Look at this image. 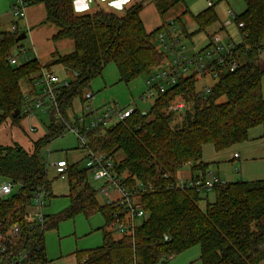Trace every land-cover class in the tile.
Returning a JSON list of instances; mask_svg holds the SVG:
<instances>
[{
	"label": "trees",
	"instance_id": "obj_1",
	"mask_svg": "<svg viewBox=\"0 0 264 264\" xmlns=\"http://www.w3.org/2000/svg\"><path fill=\"white\" fill-rule=\"evenodd\" d=\"M153 1L163 16L175 3L184 0ZM243 1L245 10L235 18L237 25L243 23L239 28L241 42L235 45L239 66L235 71L220 72L209 93L197 89L195 75L183 77L160 93L146 114L137 108L122 121L84 130L89 149L110 157L114 171L119 176L127 175L125 183L129 188L139 182L154 189L143 191L138 187L147 217L132 234L115 239L106 228L114 229V218L120 214L121 206L100 204L97 198L103 184H93L89 168L69 163L65 176L69 181L70 204L61 213L62 217L101 213L105 222L103 244L76 251V264L168 263L197 245L202 264L264 261V179L225 182L214 188L215 199L206 208L201 207L204 195L194 189L176 187L177 173L187 164H191L193 174L207 172L209 163L203 160L205 145L211 144L221 151L248 140L252 128L264 127V65L260 59L264 51V0ZM33 2L43 3L45 21L58 26L52 37L54 42L74 40L72 52L53 54L54 64L79 74L60 98L62 112L70 122L75 115V101L80 100L84 105L85 90L108 64L116 65L119 82L127 84L162 61L154 41L162 26L151 32L146 30L141 17L142 4L133 5L125 15L119 16L102 10L77 14L74 0ZM188 12L195 22L194 28L181 24L183 30H190V37L207 35V30L219 20L214 7L195 15ZM15 43L16 37L0 31V124L8 119L16 122L24 115L22 111L17 117L12 114L23 109L24 93L41 68H50L37 58L19 66L11 65L8 55ZM222 97L227 100L218 102ZM178 100L188 104L181 114L169 109ZM52 118L49 136L35 143L34 153L21 146L0 145V177L11 179L21 187L18 193L0 200L3 227L21 218L22 206L33 189L44 186L51 194L47 166L38 151L64 133L63 124ZM119 152L124 154L122 158L117 156ZM41 240L46 255L44 235Z\"/></svg>",
	"mask_w": 264,
	"mask_h": 264
},
{
	"label": "rangeland",
	"instance_id": "obj_2",
	"mask_svg": "<svg viewBox=\"0 0 264 264\" xmlns=\"http://www.w3.org/2000/svg\"><path fill=\"white\" fill-rule=\"evenodd\" d=\"M135 2L134 4L143 5L141 17L148 32L161 27L163 23H167L169 20L176 19L177 17H181L180 23H187L188 29H192L195 26V22L188 10L195 15L207 8L205 0H184L175 3L162 16L153 0H136ZM7 7L8 2L0 0V10L5 11ZM214 9L222 20L230 19L231 21V26L223 27L222 29V33L225 36L224 42L233 41L236 44L241 42L239 27L234 18L228 15V11L232 10L236 15H239L245 10L244 1L217 0ZM121 14L124 15L125 13ZM45 19L46 11L43 3L33 2L27 8L25 22L28 23L30 31L23 40V45L30 50L31 59L37 58L42 65H49V69H53L57 74L64 76L66 74L64 70L66 69L54 64L53 54L58 55L72 52L74 40L68 38L54 42L52 37L57 33L59 28L53 23L46 22ZM195 37L206 38V33L196 35ZM154 41L158 48L157 39H154ZM243 60L244 57L241 56V61ZM156 69L157 67H154L126 84L119 82L118 69L114 63H110L104 69L103 74L95 78L90 83V86L87 87L86 90H91L95 93L94 100L90 102L96 107L117 104L123 108L131 105L143 112H148L154 104L155 99L151 98L143 101L141 96L148 88L146 85L147 79ZM66 71L67 73L71 72ZM197 79V89L199 91H204L205 88L213 86L219 80L217 77L209 74L205 76L198 74ZM23 86L26 88L27 85L23 83ZM226 100V97H222L218 102H225ZM80 102V100H76L74 103V112L76 114H80L83 108ZM52 121L53 118L50 113H41L40 111H36L33 116L22 115L16 122L8 119L6 122L0 124V145L5 147L21 146L28 153H34L35 143L49 136V127ZM55 122L57 124L61 123L58 120ZM114 122L115 120L110 124ZM240 145L252 147L245 154L248 156V160H245V157L240 161L233 158L235 150L241 152L238 148ZM38 154L46 163L47 179L51 186V194L46 199V212L49 214V224H47V230L44 234L46 255L50 260H54V264H76V257L74 255L76 251L95 248L103 244L104 232L102 227L105 222L101 213H95L91 216L79 213L71 218L62 217L61 213L70 204V198L68 197L70 190L69 181L67 177L61 176L56 172L53 163L57 160L65 159L70 164L78 163L81 168H85L88 151L83 147L79 137L75 133L64 130L63 134L58 135L51 142L42 145ZM117 156L122 158L124 154L119 152ZM203 160L210 163L209 167L212 173L219 176L221 174L226 180L249 181L264 179V127L257 126L256 128H252L248 140L221 151L215 150L211 144L205 145ZM191 175V164H187L178 171L177 179H189ZM2 181L3 179L0 177V184ZM93 184L98 186L96 181ZM18 189V186H16L13 193L15 194ZM201 194L204 195L201 207L206 208L208 202L214 201L215 191L202 192ZM118 196L119 194L116 193L115 197ZM97 199L100 204H104L107 201V198L101 194H98ZM146 217L147 215L140 219L138 224ZM106 230L112 231V236L115 239L121 237V234L112 227L106 228ZM200 253V246H193L172 258L170 262L158 264H202L199 258ZM260 264H264V261Z\"/></svg>",
	"mask_w": 264,
	"mask_h": 264
},
{
	"label": "built area",
	"instance_id": "obj_3",
	"mask_svg": "<svg viewBox=\"0 0 264 264\" xmlns=\"http://www.w3.org/2000/svg\"><path fill=\"white\" fill-rule=\"evenodd\" d=\"M8 2L5 11L0 10V31L7 36L18 37L21 33L30 31L25 22L27 8L33 0H4ZM207 8L215 6L217 0H205ZM228 15L236 18V14L228 11ZM231 22L228 21L223 27ZM238 27H243L239 23ZM188 31L182 29V24L175 19L163 23L162 29L156 36L158 51L162 54L160 65L147 79V90L141 96L143 101L156 99L160 93H164L170 87L176 85L183 77L198 74H207L219 79L222 71H235L238 60L235 57V43L224 42L217 33L209 36L206 45L203 37H190ZM27 37V36H26ZM200 38V39H199ZM264 64V51L260 54ZM30 50L23 45V40L16 41L9 55L8 61L13 66H19L30 61ZM220 67H224L221 70ZM77 72H68L64 76L53 69L42 67L38 75L32 80L30 87L24 93V107L21 110L25 116H33L36 111L50 113L56 120L61 121L64 130L75 133L83 147L88 151L85 166L90 169L92 179L102 183L99 194L107 198L106 203L121 206L119 215H115L114 229L122 234H132L138 221L145 217L146 212L140 200V189L147 191L153 186H142L137 182L132 188L125 183L126 176H119L114 171L113 160L105 154L95 153L87 145L84 130L94 129L103 124H110L131 116L137 107L125 106L121 108L115 105L94 106L90 101L95 98L91 90L84 92V105L80 114L74 115L70 122L62 112L61 95L65 89L72 86L77 79ZM211 87L205 88L207 94ZM169 109L177 113H183L188 109L184 100H178L170 104ZM147 112H143L146 114ZM114 122V123H115ZM235 156H238L236 154ZM69 162L65 159L57 160L53 166L58 174L65 176ZM66 177V176H65ZM218 175L210 169L205 174H192L189 179H177L176 187L194 189L199 193L210 192L224 184ZM18 186L16 193L20 191V185L11 179H5L0 184V200L8 199L13 195L14 188ZM141 187L140 189L138 187ZM116 193L119 194L115 197ZM49 192L44 186L33 189L31 195L22 206L20 219L7 226L0 225V264H54L44 255L41 237L45 234L49 215L46 212V199ZM167 239L168 237L165 236Z\"/></svg>",
	"mask_w": 264,
	"mask_h": 264
},
{
	"label": "crops",
	"instance_id": "obj_4",
	"mask_svg": "<svg viewBox=\"0 0 264 264\" xmlns=\"http://www.w3.org/2000/svg\"><path fill=\"white\" fill-rule=\"evenodd\" d=\"M136 0H132L131 4L128 5H124L122 10H117L115 7H113V0H74V7H75V12L77 14H86V13H94L97 11H106V12H111L114 13L116 15L119 16H123L121 13H126L127 9H129V7H132L133 5H135L134 3ZM79 9V10H77ZM46 11V10H45ZM113 11V12H112ZM125 15V14H124ZM219 17V16H218ZM228 21H230V19L227 20H222L219 17L218 22L210 27L207 30V35L206 38L204 37L205 40V44L207 45L209 43V36L212 33H217V35L221 36L222 39H225L224 34L222 33V29L224 24H226ZM231 22V21H230ZM28 24V23H27ZM228 27L231 26V23L229 25H227ZM226 26V27H227ZM241 38V37H240ZM233 42V41H231ZM236 44V43H235ZM74 50V48H73ZM72 50V51H73ZM66 72V70H64ZM64 72V73H65ZM256 128V127H255ZM252 130V129H251ZM241 152H238V150L233 153V158L234 159H238L239 161L245 157V160H248V156L245 155L246 151H249L252 147L249 146H245V145H240V147H238ZM204 150V148H203ZM236 154H238V156H235ZM206 162V161H205ZM208 163V162H207ZM210 164V163H209ZM242 164V161H241ZM210 169V167L208 168ZM211 170V169H210ZM220 173V172H219ZM193 174V173H192ZM219 176V175H218ZM222 180H224L225 182H234V181H230V180H226L224 179V177L220 174L219 176ZM258 180V179H257ZM239 181V180H238ZM252 181V180H249ZM48 214V213H47ZM49 215V214H48ZM48 258V257H47ZM200 258V257H199ZM49 259V258H48ZM50 260V259H49ZM54 261V260H53ZM201 261V260H200ZM202 263V262H201Z\"/></svg>",
	"mask_w": 264,
	"mask_h": 264
},
{
	"label": "clouds",
	"instance_id": "obj_5",
	"mask_svg": "<svg viewBox=\"0 0 264 264\" xmlns=\"http://www.w3.org/2000/svg\"><path fill=\"white\" fill-rule=\"evenodd\" d=\"M131 2L132 0H113V7H115L117 10H122L124 5L131 4Z\"/></svg>",
	"mask_w": 264,
	"mask_h": 264
},
{
	"label": "water",
	"instance_id": "obj_6",
	"mask_svg": "<svg viewBox=\"0 0 264 264\" xmlns=\"http://www.w3.org/2000/svg\"><path fill=\"white\" fill-rule=\"evenodd\" d=\"M27 34L26 33H21L17 38L16 41H21L24 40L26 38ZM21 110L17 109L16 111H14V113L12 114L13 117H17L20 114Z\"/></svg>",
	"mask_w": 264,
	"mask_h": 264
}]
</instances>
